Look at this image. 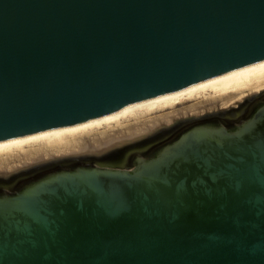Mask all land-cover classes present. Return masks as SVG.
<instances>
[{"label": "water", "instance_id": "1", "mask_svg": "<svg viewBox=\"0 0 264 264\" xmlns=\"http://www.w3.org/2000/svg\"><path fill=\"white\" fill-rule=\"evenodd\" d=\"M261 59L264 0H0V141ZM253 96L239 123L189 125L121 166L82 162L111 146L3 174L0 264H264Z\"/></svg>", "mask_w": 264, "mask_h": 264}, {"label": "bare ground", "instance_id": "2", "mask_svg": "<svg viewBox=\"0 0 264 264\" xmlns=\"http://www.w3.org/2000/svg\"><path fill=\"white\" fill-rule=\"evenodd\" d=\"M264 90V59L86 120L0 141V174L59 156L96 153L179 117L223 107Z\"/></svg>", "mask_w": 264, "mask_h": 264}, {"label": "flooded vegetation", "instance_id": "3", "mask_svg": "<svg viewBox=\"0 0 264 264\" xmlns=\"http://www.w3.org/2000/svg\"><path fill=\"white\" fill-rule=\"evenodd\" d=\"M259 93H264V90ZM253 95L255 94L238 100L235 102L236 104L231 103L223 107L221 106L203 111L199 114H190L179 117L171 123L161 125L145 135L132 138L117 144V146H113L112 149L105 151L97 160H84L82 162L85 164L121 166L124 163L131 162V154L135 152H145L151 148L152 145L167 140L176 132L183 130L189 125L208 124L214 128L221 126L231 127L239 123L243 116L247 114L255 101ZM14 171L7 174L12 175ZM2 175L3 174H0V176Z\"/></svg>", "mask_w": 264, "mask_h": 264}]
</instances>
